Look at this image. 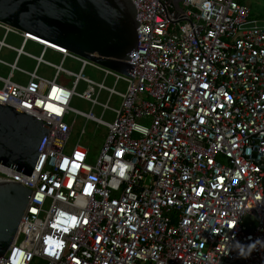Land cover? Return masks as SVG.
<instances>
[{
	"label": "built area",
	"instance_id": "1",
	"mask_svg": "<svg viewBox=\"0 0 264 264\" xmlns=\"http://www.w3.org/2000/svg\"><path fill=\"white\" fill-rule=\"evenodd\" d=\"M135 5L134 78L0 22V54L37 62L30 72L0 58L12 69L0 77V102L52 124L31 177L0 163V178L33 191L0 264H264V19L249 0ZM12 34L21 48L6 43ZM29 42L43 47L40 57L24 52ZM49 50L60 64L45 59ZM67 59L81 63L78 73ZM41 65L55 78L41 76ZM88 66L114 86L87 77ZM16 71L27 83L13 80ZM62 73L71 86L58 82ZM76 97L114 121L73 108ZM72 115L108 130L94 163L85 128L70 147ZM247 216L257 218L253 228Z\"/></svg>",
	"mask_w": 264,
	"mask_h": 264
},
{
	"label": "water",
	"instance_id": "2",
	"mask_svg": "<svg viewBox=\"0 0 264 264\" xmlns=\"http://www.w3.org/2000/svg\"><path fill=\"white\" fill-rule=\"evenodd\" d=\"M135 1L0 0V22L134 78L141 25ZM51 127L0 102V163L31 177ZM32 192L0 178V257L16 240Z\"/></svg>",
	"mask_w": 264,
	"mask_h": 264
},
{
	"label": "rangeland",
	"instance_id": "3",
	"mask_svg": "<svg viewBox=\"0 0 264 264\" xmlns=\"http://www.w3.org/2000/svg\"><path fill=\"white\" fill-rule=\"evenodd\" d=\"M249 3L252 7V13L253 16H257L260 19H264V0H249ZM4 31L0 29V40L4 39ZM6 43L16 47L21 48L23 44V39L19 35H10L6 39ZM24 52L29 53L33 56L40 57L43 52V47L41 45H38L34 42L27 43L24 48ZM45 59L51 62L59 63L61 58L58 54L54 53L53 51H49L47 54H45ZM0 58L5 61L8 64H13L16 62V66L24 69L26 71H34L36 68V60L29 57L28 55L22 54L20 57L18 56V53L15 50H11L9 48H4L1 51ZM81 63L78 61H75L73 59H68L65 67L74 71L79 72L81 69ZM48 67L45 65H42L40 68V75H46L48 74ZM12 72V69L9 65L0 64V77L2 78H8L10 76V73ZM85 75L97 82H103L105 81L106 85L112 87L114 86L115 79L113 77L108 78L105 80V73L103 71L97 70L96 68L92 66H88L85 71ZM64 77V76H63ZM14 81H19L23 83H27L28 78L20 71L14 72L13 75ZM67 85L71 86L73 84L74 79L73 78H63L62 79ZM2 86V84H0ZM86 84L82 82L78 86V92L83 93L86 89ZM117 89L119 91H125L126 90V84L123 82H120V84L117 86ZM100 101L103 103H106L108 101V94L103 93L100 97ZM121 104V100L119 98H114L111 100L110 105L112 107L119 108ZM72 107L75 109H78L85 113H90L91 111L93 114L98 118H103L106 121L112 122L115 119V115L111 111L104 112V109L100 106L96 107L95 109H92V104L84 100L82 98L76 97L72 101ZM76 120L77 126L74 131V133L71 136L70 139V147L73 148V146L79 141V132L82 128H85L86 133L82 138V143L88 146L91 150V162H95L98 158L100 149L104 143V140L107 136L108 130L105 126L98 125L95 122L87 121L85 118L80 116L72 115L68 122H72L73 120ZM257 218L255 216H247L245 218V223L250 228H253L256 225Z\"/></svg>",
	"mask_w": 264,
	"mask_h": 264
},
{
	"label": "crops",
	"instance_id": "4",
	"mask_svg": "<svg viewBox=\"0 0 264 264\" xmlns=\"http://www.w3.org/2000/svg\"><path fill=\"white\" fill-rule=\"evenodd\" d=\"M56 50V49H55ZM49 51H53V50H49ZM48 51V52H49ZM56 51H58V50H56ZM56 51H53L54 53H56V54H58L59 56H60V58H61V60H62V56L58 53V52H56ZM47 52V53H48ZM61 60H60V62H61ZM68 60V59H67ZM67 60H65V63H64V66H65V64H66V62H67ZM60 62L59 63H55V64H60ZM42 66V65H41ZM41 66H40V68H41ZM45 66H47L48 67V74H46V75H41V76H43V77H45V78H48V79H53V78H55V74H56V70L54 69V68H52V67H50V66H48V65H45ZM39 72H40V69H39ZM40 74V73H39ZM64 76V77H63ZM69 78L68 76H66L64 73H62V74H60L59 75V77H58V82L59 83H61V84H64V85H67V83H65L62 79L63 78ZM67 86H69V85H67ZM76 129V128H75ZM75 131V130H74ZM81 131V130H80ZM74 133V132H73ZM80 133V132H79Z\"/></svg>",
	"mask_w": 264,
	"mask_h": 264
},
{
	"label": "bare ground",
	"instance_id": "5",
	"mask_svg": "<svg viewBox=\"0 0 264 264\" xmlns=\"http://www.w3.org/2000/svg\"><path fill=\"white\" fill-rule=\"evenodd\" d=\"M33 39H35V41H37V42H40L41 44H43V45H47V46H49V47H53L55 44H53V43H51V42H49V41H46V40H44V39H42V38H40V37H37V36H34L33 35ZM51 43V44H49V43ZM53 44V45H52ZM57 47H60V46H58V45H56ZM54 47V48H57V47ZM53 48V49H54Z\"/></svg>",
	"mask_w": 264,
	"mask_h": 264
},
{
	"label": "clouds",
	"instance_id": "6",
	"mask_svg": "<svg viewBox=\"0 0 264 264\" xmlns=\"http://www.w3.org/2000/svg\"><path fill=\"white\" fill-rule=\"evenodd\" d=\"M56 50H58L57 48H55ZM59 51V50H58Z\"/></svg>",
	"mask_w": 264,
	"mask_h": 264
}]
</instances>
